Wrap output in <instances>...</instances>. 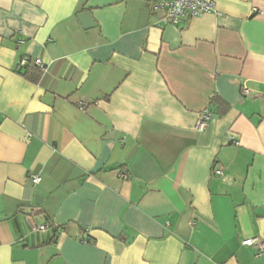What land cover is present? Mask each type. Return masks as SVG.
<instances>
[{
    "label": "crops",
    "instance_id": "0c3cea01",
    "mask_svg": "<svg viewBox=\"0 0 264 264\" xmlns=\"http://www.w3.org/2000/svg\"><path fill=\"white\" fill-rule=\"evenodd\" d=\"M169 1L0 0V264H264V0Z\"/></svg>",
    "mask_w": 264,
    "mask_h": 264
},
{
    "label": "built area",
    "instance_id": "2783aa9c",
    "mask_svg": "<svg viewBox=\"0 0 264 264\" xmlns=\"http://www.w3.org/2000/svg\"><path fill=\"white\" fill-rule=\"evenodd\" d=\"M152 11L161 10L164 12V18L162 20L164 25H174L178 26L184 20L188 18L199 17L214 11L215 6L214 3L207 0H173L169 2H160L152 6ZM32 63L34 67L42 72H46L47 68L45 67L43 61L41 59H35L33 61H28L26 59L21 61V67H25L28 64ZM244 94H248L249 90L244 87ZM85 105L81 106V109H85ZM212 119V110L207 109L204 111L197 123V130L204 131L208 126L209 122ZM217 174L223 175L221 171H217ZM124 180H128L129 176L127 174H122L121 176ZM41 178L38 176L32 177V182L34 184L40 183ZM49 228L48 225H40L36 226L35 230L45 232ZM243 244L246 246L256 245L260 249V251L264 252V242L260 239H246L243 241Z\"/></svg>",
    "mask_w": 264,
    "mask_h": 264
},
{
    "label": "water",
    "instance_id": "95a60500",
    "mask_svg": "<svg viewBox=\"0 0 264 264\" xmlns=\"http://www.w3.org/2000/svg\"><path fill=\"white\" fill-rule=\"evenodd\" d=\"M79 19L81 20V22L83 24V27L85 29H89V28H92V27L96 26V24L94 22V19L92 17V14L89 13V12L82 13L79 16ZM39 198H40L39 196H36V201H38Z\"/></svg>",
    "mask_w": 264,
    "mask_h": 264
},
{
    "label": "trees",
    "instance_id": "16d2710c",
    "mask_svg": "<svg viewBox=\"0 0 264 264\" xmlns=\"http://www.w3.org/2000/svg\"><path fill=\"white\" fill-rule=\"evenodd\" d=\"M27 78H29L30 80L36 82L39 80V78L41 77L40 72L38 71V69L36 67L31 68V70L28 71V73L26 74ZM51 227V226H50ZM89 241V239H88Z\"/></svg>",
    "mask_w": 264,
    "mask_h": 264
}]
</instances>
